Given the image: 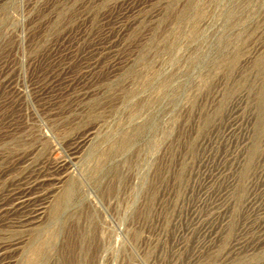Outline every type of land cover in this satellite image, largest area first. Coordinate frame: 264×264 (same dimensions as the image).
Here are the masks:
<instances>
[{"label": "rangeland", "instance_id": "1", "mask_svg": "<svg viewBox=\"0 0 264 264\" xmlns=\"http://www.w3.org/2000/svg\"><path fill=\"white\" fill-rule=\"evenodd\" d=\"M0 198V264H264V0H0Z\"/></svg>", "mask_w": 264, "mask_h": 264}, {"label": "bare ground", "instance_id": "2", "mask_svg": "<svg viewBox=\"0 0 264 264\" xmlns=\"http://www.w3.org/2000/svg\"><path fill=\"white\" fill-rule=\"evenodd\" d=\"M57 164V163H56ZM69 168V167H68ZM56 169V168H55ZM33 170V169H32ZM35 170V169H34ZM60 170V169H59ZM65 171V170H64ZM35 172V171H34ZM55 172V171H54ZM57 172V171H56ZM45 173V172H44ZM58 173V172H57ZM62 173V172H61ZM37 176V175H36ZM37 178V177H36ZM44 178V177H43ZM26 179H28V178H26ZM25 179V180H26ZM35 179V178H34ZM23 181V180H22ZM29 182V181H28ZM20 183V182H19ZM33 183V182H32ZM27 184V183H26ZM44 184V183H43ZM15 185V184H14ZM42 188V187H41ZM10 189V188H9ZM14 190H16V189H14ZM13 191V190H12ZM38 192V191H37ZM36 193V192H35ZM4 194H6V193H4ZM20 194V193H19ZM23 195V194H22ZM2 196V195H1ZM24 196V195H23ZM31 196V195H30ZM26 197V196H25ZM13 198V197H12ZM15 198V197H14ZM21 198V197H20ZM1 199V198H0ZM6 199V198H5ZM24 199V198H23ZM66 199V198H65ZM3 200V199H2ZM63 200V199H62ZM1 202V201H0ZM12 203V202H11ZM37 204H39V203H37ZM36 204V205H37ZM43 205V204H42ZM8 206H9V204H8ZM39 206V205H38ZM10 207V206H9ZM20 207V206H19ZM29 208V207H28ZM31 209V208H30ZM27 210V209H26ZM13 211V210H12ZM29 212V211H28ZM3 214V213H2ZM15 214V213H14ZM8 215V214H7ZM20 215V214H19ZM15 217V216H14ZM3 218V217H2ZM11 218V217H10ZM9 219V218H8ZM7 221H9V220H7ZM6 221V222H7ZM30 222V221H29ZM2 223V222H1ZM25 223V222H24ZM20 225V224H19Z\"/></svg>", "mask_w": 264, "mask_h": 264}]
</instances>
